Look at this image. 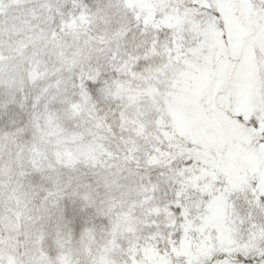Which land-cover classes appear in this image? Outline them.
<instances>
[{
    "label": "snow or ice",
    "instance_id": "6c2138e0",
    "mask_svg": "<svg viewBox=\"0 0 264 264\" xmlns=\"http://www.w3.org/2000/svg\"><path fill=\"white\" fill-rule=\"evenodd\" d=\"M0 264H264V0H0Z\"/></svg>",
    "mask_w": 264,
    "mask_h": 264
}]
</instances>
